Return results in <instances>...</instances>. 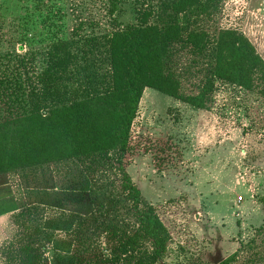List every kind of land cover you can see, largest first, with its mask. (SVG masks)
<instances>
[{"label":"rangeland","instance_id":"374dc122","mask_svg":"<svg viewBox=\"0 0 264 264\" xmlns=\"http://www.w3.org/2000/svg\"><path fill=\"white\" fill-rule=\"evenodd\" d=\"M116 1L118 25H138L143 12L148 24H157L162 0ZM179 20L211 42L220 30L238 31L264 63V0H216L199 19ZM114 26L107 0H0V80L14 65L9 58L29 47L99 36ZM212 67L210 52L171 45L165 71L178 81L179 99L143 91L126 174L169 232L163 264H264V82L256 80L249 91L215 82L204 109H194L181 99L201 91ZM15 95L14 85H0V121L19 107ZM79 171L65 163L0 174V264L7 243L29 237L25 228L42 231L56 215L48 203L68 189H87L86 180L103 187L108 216L117 214L114 172Z\"/></svg>","mask_w":264,"mask_h":264},{"label":"trees","instance_id":"16d2710c","mask_svg":"<svg viewBox=\"0 0 264 264\" xmlns=\"http://www.w3.org/2000/svg\"><path fill=\"white\" fill-rule=\"evenodd\" d=\"M107 1L115 25L110 33L53 40L9 58L14 65L3 71L0 85H14L19 107L0 121V174L65 163L79 165L78 173L114 172L117 214L108 216L103 187L86 180L87 189H68L55 205L48 203L56 215L42 231L25 228L29 237L3 247V264H163L169 232L126 174L143 91L179 99V83L165 71L170 47L179 42L210 52L213 60L201 91L181 99L194 109H204L215 82L246 91L264 82V63L244 35L220 30L211 42L207 33L180 23V17L208 14L216 0H162L157 24H148L143 12L135 26L118 25L117 1ZM11 73L15 78L5 79Z\"/></svg>","mask_w":264,"mask_h":264}]
</instances>
